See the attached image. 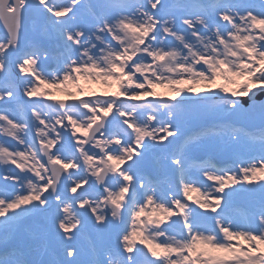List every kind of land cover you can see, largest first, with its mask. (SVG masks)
<instances>
[{
  "label": "snow or ice",
  "instance_id": "6c2138e0",
  "mask_svg": "<svg viewBox=\"0 0 264 264\" xmlns=\"http://www.w3.org/2000/svg\"><path fill=\"white\" fill-rule=\"evenodd\" d=\"M0 169V264H264V0H0Z\"/></svg>",
  "mask_w": 264,
  "mask_h": 264
},
{
  "label": "rangeland",
  "instance_id": "374dc122",
  "mask_svg": "<svg viewBox=\"0 0 264 264\" xmlns=\"http://www.w3.org/2000/svg\"><path fill=\"white\" fill-rule=\"evenodd\" d=\"M92 88L93 89H95V90H97V91H99L100 89H99V86H96V85H93L92 86ZM166 98V97H165ZM198 125H200V123L198 124ZM185 128H187V127H185ZM166 143V142H165ZM205 156H206V158H207V155L205 154V153H203ZM219 156V154H214L213 155V157L214 156ZM0 171H2V169H0ZM239 199H241L242 201H244V202H246V203H250V204H253L254 202L252 201V200H250V199H248V198H246V197H240Z\"/></svg>",
  "mask_w": 264,
  "mask_h": 264
}]
</instances>
